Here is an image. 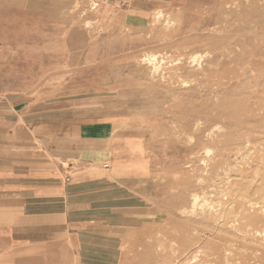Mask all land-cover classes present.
I'll return each mask as SVG.
<instances>
[{
	"label": "rangeland",
	"instance_id": "1",
	"mask_svg": "<svg viewBox=\"0 0 264 264\" xmlns=\"http://www.w3.org/2000/svg\"><path fill=\"white\" fill-rule=\"evenodd\" d=\"M63 3L94 66L80 96L110 79L112 104L138 115L127 121L156 157L158 229L138 235L144 243L126 252L139 258L122 263L264 264V0H178L152 40L87 21L101 12L95 0ZM14 77L21 91L23 69Z\"/></svg>",
	"mask_w": 264,
	"mask_h": 264
},
{
	"label": "crops",
	"instance_id": "2",
	"mask_svg": "<svg viewBox=\"0 0 264 264\" xmlns=\"http://www.w3.org/2000/svg\"><path fill=\"white\" fill-rule=\"evenodd\" d=\"M95 1L101 12L87 21L152 40L158 16L168 19L178 0ZM63 7V0H0V264H123L139 258L126 252L144 243L138 235L158 229L150 140L127 121L137 114L112 104L119 97L106 91L110 79L80 96V74L94 66L82 60L88 50L77 39V14L64 20Z\"/></svg>",
	"mask_w": 264,
	"mask_h": 264
},
{
	"label": "bare ground",
	"instance_id": "3",
	"mask_svg": "<svg viewBox=\"0 0 264 264\" xmlns=\"http://www.w3.org/2000/svg\"><path fill=\"white\" fill-rule=\"evenodd\" d=\"M155 59H156V57H155ZM155 59H154V60H155ZM154 60H153V61H154ZM154 62H155V61H154ZM154 64H155V63H154ZM197 201H198V197H197V196H195V197H194V203L196 204V203H197Z\"/></svg>",
	"mask_w": 264,
	"mask_h": 264
}]
</instances>
